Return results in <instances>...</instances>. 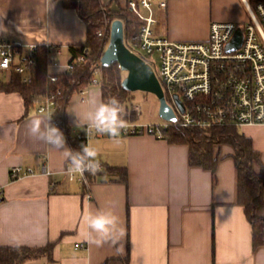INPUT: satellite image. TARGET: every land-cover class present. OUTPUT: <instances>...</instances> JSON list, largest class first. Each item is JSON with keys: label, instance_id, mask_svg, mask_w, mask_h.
<instances>
[{"label": "crops", "instance_id": "0c3cea01", "mask_svg": "<svg viewBox=\"0 0 264 264\" xmlns=\"http://www.w3.org/2000/svg\"><path fill=\"white\" fill-rule=\"evenodd\" d=\"M252 1L167 0L163 32L175 41L207 40L214 21H246V4ZM1 39L79 45L86 41V25L61 0H0ZM93 97L103 100L100 86L90 87L88 98ZM87 108L78 94L72 95L66 109L72 136L86 130L76 126L72 111L83 117ZM36 117L47 116L35 108L26 114L19 93L0 90V246L53 244L50 258L23 264H264V246L253 249L252 226L237 202L230 146L220 147L223 157L212 173L190 165L186 144L146 134H93L87 144L106 168L93 180L89 198L82 184L64 173L63 153L30 135ZM242 128L259 151L258 168L264 171V125ZM16 166L34 173L11 179ZM109 168H126L127 182ZM109 212L117 217L116 228L97 246L85 217ZM257 214L264 217V205Z\"/></svg>", "mask_w": 264, "mask_h": 264}, {"label": "built area", "instance_id": "2783aa9c", "mask_svg": "<svg viewBox=\"0 0 264 264\" xmlns=\"http://www.w3.org/2000/svg\"><path fill=\"white\" fill-rule=\"evenodd\" d=\"M125 2V7L137 21L132 25L130 32L125 30V43L154 69L166 101L175 112L176 121L162 119L161 123L146 125L128 121L127 127L120 135L146 134L165 140V133L171 127L211 128L233 125L242 128L264 125V0L246 4V21H214L210 24L207 40L191 41L171 40L163 32L162 22L167 0ZM238 29L243 34L242 45L228 53L226 46ZM99 35H102V32ZM41 46L48 53L47 66L52 82L56 80L57 73L72 70L75 64H85L89 61V48L78 52L71 63L69 46L50 43L37 45L20 40L1 39L0 73L17 74L23 83L31 84L37 64L36 55ZM66 55L67 60L62 62ZM154 56H158L159 64L155 62ZM112 67L120 69L118 64H113ZM94 75L90 86L76 93L83 103L89 100L90 87L99 85L100 70L96 69ZM176 97L184 110L178 105ZM54 107V99L46 97L38 104L36 111L47 117L51 116V122L59 128V120L52 118ZM133 111L140 113V107L134 106ZM62 132L68 140L67 130L64 128ZM93 134L99 133L86 127L84 133H77L74 137L80 140L82 145H86L88 138ZM99 163L100 171L95 175L87 172L83 176L79 173L70 175L67 171L69 162L64 168V173L70 181L82 184L90 198L93 180L103 174L106 168L102 162ZM43 172H47L45 165ZM23 173L34 172L31 168L23 172L18 166L10 171L12 178H18ZM54 185L52 184V187Z\"/></svg>", "mask_w": 264, "mask_h": 264}, {"label": "trees", "instance_id": "16d2710c", "mask_svg": "<svg viewBox=\"0 0 264 264\" xmlns=\"http://www.w3.org/2000/svg\"><path fill=\"white\" fill-rule=\"evenodd\" d=\"M260 0H253L251 4ZM66 8L75 9L86 25V41L79 45H69L70 62L78 52L89 48L88 59L85 64H75L72 70L59 72L56 80L51 81L48 73V53L40 47L36 55L34 80L25 84L17 74H11L7 82L0 83V90L6 93H19L25 102L26 114L31 108H37L46 97L55 101L52 118L60 122L59 129L64 128L69 135L71 149L81 150V141L72 136L67 125L66 109L72 95L90 86L95 77L96 69L100 70L99 86L104 102L115 97L123 105L127 102L131 92L122 88L124 73L119 68L102 67L99 61L106 49L110 25L113 20L121 19L126 31H131L137 21L125 5L119 3L104 4L101 0H61ZM102 32V35L99 33ZM132 116V118H134ZM166 139L173 144H186L189 147V163L194 167H201L212 173L216 171L222 159L220 147L230 146L231 156L237 168V202L244 207L245 214L252 226L253 249L264 246V217L257 214V208L264 205V171H257L261 166L260 153L253 147L252 139L240 131V128L229 125L211 128H181L171 127L166 131ZM111 173L121 176L127 182L126 168H109ZM11 179H14L11 177ZM53 244L44 247L30 246H0V264H23L27 260L41 256L51 257Z\"/></svg>", "mask_w": 264, "mask_h": 264}, {"label": "clouds", "instance_id": "9594fccd", "mask_svg": "<svg viewBox=\"0 0 264 264\" xmlns=\"http://www.w3.org/2000/svg\"><path fill=\"white\" fill-rule=\"evenodd\" d=\"M87 103L88 108L83 117L75 109L72 111L77 117L76 126H86L89 130H94L99 134H107L113 138L119 137L121 131L127 127L120 101L115 97H110L107 102H104L93 97ZM29 133L49 147L63 153L69 162L67 171L70 175L79 173L83 176L85 172L95 175L100 171V163L96 159L97 152L88 144L82 145L80 151L68 148L63 132L51 122V116L33 118L29 124ZM85 219L91 231L97 234V238L91 241L97 246L108 241L117 225V217L110 212L88 214ZM113 243L115 244L116 241Z\"/></svg>", "mask_w": 264, "mask_h": 264}, {"label": "water", "instance_id": "95a60500", "mask_svg": "<svg viewBox=\"0 0 264 264\" xmlns=\"http://www.w3.org/2000/svg\"><path fill=\"white\" fill-rule=\"evenodd\" d=\"M243 34L237 30L232 40L226 46V52H232L241 47ZM102 67L118 64L120 70L126 72L122 80V88L129 91H144L154 94L159 100V116L163 120L176 121L172 107L167 103L162 86L154 69L139 55L132 52L125 43V25L121 19H115L110 25V38L100 59ZM177 103L184 110L182 103L176 97Z\"/></svg>", "mask_w": 264, "mask_h": 264}, {"label": "rangeland", "instance_id": "374dc122", "mask_svg": "<svg viewBox=\"0 0 264 264\" xmlns=\"http://www.w3.org/2000/svg\"><path fill=\"white\" fill-rule=\"evenodd\" d=\"M118 3L121 5L126 4L125 0H118ZM64 60H65V57L62 59V62H64ZM154 60L157 64H159L160 61H159L158 56H154ZM123 73H124V76H126V72H123ZM9 76L10 75L6 73H0V78L3 80H7ZM96 86H99V85H96ZM134 106L140 107V113L133 111ZM122 107L124 110L123 118H130L128 120H135L139 122L141 125L162 122V119L159 116V100L152 93L144 92V91L131 92L127 102L123 104ZM134 115L135 117L132 118V116ZM242 131H243V128H242Z\"/></svg>", "mask_w": 264, "mask_h": 264}]
</instances>
